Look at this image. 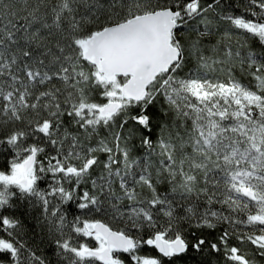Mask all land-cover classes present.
<instances>
[{"label":"snow or ice","instance_id":"snow-or-ice-1","mask_svg":"<svg viewBox=\"0 0 264 264\" xmlns=\"http://www.w3.org/2000/svg\"><path fill=\"white\" fill-rule=\"evenodd\" d=\"M25 202L57 264L264 257V0H0V264Z\"/></svg>","mask_w":264,"mask_h":264},{"label":"trees","instance_id":"trees-1","mask_svg":"<svg viewBox=\"0 0 264 264\" xmlns=\"http://www.w3.org/2000/svg\"><path fill=\"white\" fill-rule=\"evenodd\" d=\"M239 2L240 0H237V3ZM189 35L192 34L185 33L186 38ZM216 39H217L216 36L206 38L205 43L210 46L211 44L215 43ZM254 50L260 51V48L255 47ZM237 75L239 76L240 73L237 72ZM159 110H160V105L159 103H157L154 111L159 113ZM157 120H161V118L157 116ZM156 131L158 130H154V134H153L154 140L156 138ZM135 144H136V148L135 151L133 152V155L142 154L144 149L139 146L138 138L135 141ZM103 158L104 157L102 156L101 159ZM43 183L44 182H42V186ZM159 187L160 190L163 191L167 186L161 185ZM9 214L19 218L22 222L23 232L21 233L19 239H21L30 248H32L36 252V255L41 257L45 261V264H57L58 257L56 255L57 250L55 248L54 241H51L49 237H46L41 232L39 227H37L36 221L34 219V217L36 216V212L30 209L27 203L25 202L23 204H19V206L16 209L11 210ZM219 231L220 230L206 232L207 239L210 242L217 240ZM3 235H4L3 233H0V236ZM89 243L94 244L93 241H89ZM231 243L235 244L236 241L232 240ZM242 251L245 252L248 258L253 261V264H264V257H261L257 252H255L252 246L245 244L242 246ZM179 264H224V261H223L222 253L220 254L210 253L207 249H205L204 252H200V253L190 251L184 256V258L179 262Z\"/></svg>","mask_w":264,"mask_h":264}]
</instances>
